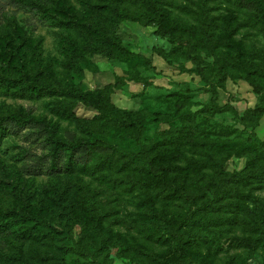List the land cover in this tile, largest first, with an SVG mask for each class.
Wrapping results in <instances>:
<instances>
[{"label": "rangeland", "instance_id": "rangeland-1", "mask_svg": "<svg viewBox=\"0 0 264 264\" xmlns=\"http://www.w3.org/2000/svg\"><path fill=\"white\" fill-rule=\"evenodd\" d=\"M167 1H171L174 15L190 19L191 12H181L184 5L189 11H199L200 0ZM239 1L206 2L213 35L205 46L192 51L202 58L203 78L194 70L187 46L157 34L156 25L129 20L121 21L116 33L135 54L133 61L88 53L80 63V73L67 71L57 42L62 29L55 23L71 20L79 27L88 25L92 10L103 0H0V73L28 79L36 73L49 91L39 97L0 94V117L28 115L36 120L16 134L0 137V227L9 224L6 233L0 234V264H19L14 260L20 255L28 264H56L57 260L48 258V251L61 257L64 264H264V182L254 178L242 184L225 180L232 173L247 171L248 156L222 154L221 166L215 167L217 158L212 151H203L196 140L180 149L170 145L159 151V167L165 169L176 162L189 167L188 181L204 187L200 202L210 201L218 191L217 176L225 177L227 189L236 190L219 200L228 204L226 212L223 208L212 213L219 219L213 222L218 231L214 235L203 231L205 242L177 249L171 240H157V233L165 237L166 232L149 213L155 207L162 212L159 218L165 214L174 218L188 206L170 202L165 210L162 201L151 204L143 191L132 188L125 178L129 174L133 179L134 172L107 167L118 156L116 146L127 153L140 150L135 127L106 128L105 119L94 107L75 102L60 86L74 83L88 91L117 82L110 98L129 111L131 119L142 123L144 146L156 142L161 131L184 123L212 139H246L251 128L239 115L264 104V76L239 71L232 62L236 55L251 62V68L264 69V0ZM144 59H149L153 68L147 67ZM216 59L227 64L223 79L217 75ZM134 74L151 84L136 82ZM213 93L218 104L229 102L232 109H204ZM185 94L189 98H184ZM65 103L71 105L75 119L60 108ZM224 126L229 127V135L222 134ZM255 131L258 141H264V117ZM101 135L106 146L91 148L95 137L100 140ZM63 144L78 148L75 155L85 153L87 166L67 172L64 162L69 154L60 149ZM201 167L202 180L198 182L196 173ZM56 183L68 187L69 198L59 193ZM77 195L82 200L92 199V214L77 209ZM98 213L105 218L98 219ZM26 228L39 229L46 236L40 239L41 235L33 233L24 238L21 233Z\"/></svg>", "mask_w": 264, "mask_h": 264}, {"label": "trees", "instance_id": "trees-1", "mask_svg": "<svg viewBox=\"0 0 264 264\" xmlns=\"http://www.w3.org/2000/svg\"><path fill=\"white\" fill-rule=\"evenodd\" d=\"M207 1L200 0L199 11H194L192 8L189 11L185 5L181 7L182 13L191 12L188 13L189 16H192L189 17L190 19L181 14L174 15L175 11L169 8L172 3L167 0H103L98 7L92 10L90 18H88V25L79 27L71 20H58L55 24L63 32H58L60 38L57 41L61 46V53L64 55L63 67L67 71L74 70L80 73L82 71L80 63L86 61L88 53H101L110 59L123 62L133 61L135 54L121 43L116 33L117 25L123 20H129L144 25H156L157 34L187 46V56H191L195 61L194 70L204 78L205 72L202 66V58L198 54H193L192 51L199 50L205 46L204 44H207V40H210L213 35L212 27L214 25L208 14ZM242 1L246 2L245 0ZM133 5L136 7L135 11L132 9ZM192 20L197 21L198 25H195ZM215 47L216 45H214ZM143 62L147 67L153 68L149 59H144ZM216 62L218 66L217 75L223 79L228 72V69H226L227 64L225 61H219V59H216ZM232 66L248 74L264 76V69L251 68V62L242 61L236 55L233 56ZM229 73L234 75L233 71ZM236 74L237 76L239 75L238 73ZM132 78L144 85L151 84L136 74L132 75ZM116 84L117 82L115 84L109 83L104 85L103 88L88 91L83 90L82 87L74 83L61 84L60 86L65 89V95L74 99L75 102H81L84 105L94 107L98 111L99 117L105 119L104 124L106 128L121 129L128 127L130 124L135 127L137 132L135 141L140 146V150L134 153H127L121 147L116 146L118 151L114 150L118 156L116 159H111L107 167L111 168L115 166L119 170L134 172L135 177L133 179L129 174L125 178L132 184V188L137 186L139 190L143 191L145 199L149 200L151 204L157 203L158 200L162 201L165 210L170 205V202H184L188 206L186 212L174 218H170L166 214L159 218L158 214L162 212L153 207V212L149 213V217L157 218L156 223L160 228L163 226L166 232L165 237L157 233V240H161L162 238L171 240L177 249H183L186 245H200L206 241L208 234L214 235L218 231L216 223L213 224V222L215 220L217 222L219 219H214L212 213L223 208V212H226V206L228 205L219 203L220 198H222L221 196L223 198L228 197L230 194L236 192V190L227 189L226 183L224 184L223 182L225 177L217 176L215 184L219 188L218 191L210 201L200 202L203 194H205L204 187L188 181L187 176L190 175L189 167L182 166L177 162L167 165L165 169L159 167L157 165L159 151L170 145H175V147L180 149L184 144L191 145L190 142L196 140L202 146L203 151H205L204 149L212 151L214 157L217 158V165L215 167L221 166L222 161H219V158L222 154L223 156L227 154L249 157V165L246 172L241 174L232 173L225 180L234 179L242 184L247 179L254 178L260 182H264V141H258L255 131L260 120L264 117V104L248 108L242 115H239L241 121L251 128L246 139L239 141L235 137L225 140L212 139L209 135L198 134L197 128L184 123L181 126L161 131L156 142L144 146L141 144V139L144 135L142 123L131 119L129 111L117 107L110 98V94L113 92ZM48 92L40 84L36 73L31 79L26 77H8L0 73V94L14 97H39ZM214 95L213 93L210 101L204 105V109L212 112H222L232 109L229 102L223 105L218 104ZM183 97L189 98V94H185ZM60 108L68 113L69 118H76L69 103L63 104ZM26 124L34 125L36 124V120L28 115L16 118L0 117V137L16 134L17 130L25 128ZM230 133L229 127L224 126L222 134L229 135ZM101 139H103L102 135L100 140L98 137H95L91 148L99 147V145L106 146L107 142L105 143ZM56 143H59V140ZM60 149L67 150L69 154L64 162V169L69 173L74 172L78 166L83 167L88 160V158L84 160L85 153L75 155L78 150L75 146H65L63 144ZM57 157H60L59 153ZM201 169L202 167L196 173V181L198 182L202 180L200 173H198ZM180 176H183L186 180L183 182L179 181L178 178ZM56 184L55 187L59 193L64 195L65 198H69L68 187H61L58 183ZM91 200L90 197L82 200L77 195L75 197V201L78 203L77 209L92 214L93 206ZM97 218H105V214L98 213ZM259 225L263 226L262 221H259ZM3 226L0 227V234L6 233V230L9 228V224ZM17 230L15 229V231ZM203 231H206L207 235ZM33 233L41 235L40 239L46 236L39 229L32 228L24 229L21 236L30 238L33 236ZM49 236L51 240L55 239L54 235ZM60 238L56 239L60 240ZM47 256H49V259L57 260L56 264H64L63 259L52 251H48ZM14 261L19 264H28L22 255Z\"/></svg>", "mask_w": 264, "mask_h": 264}]
</instances>
